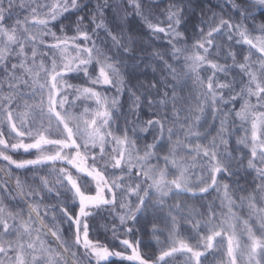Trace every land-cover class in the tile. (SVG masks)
I'll return each instance as SVG.
<instances>
[{"label": "snow or ice", "instance_id": "6c2138e0", "mask_svg": "<svg viewBox=\"0 0 264 264\" xmlns=\"http://www.w3.org/2000/svg\"><path fill=\"white\" fill-rule=\"evenodd\" d=\"M0 157L52 177L0 183V264H264V0H0ZM184 197L203 251L173 235L144 258Z\"/></svg>", "mask_w": 264, "mask_h": 264}, {"label": "trees", "instance_id": "16d2710c", "mask_svg": "<svg viewBox=\"0 0 264 264\" xmlns=\"http://www.w3.org/2000/svg\"><path fill=\"white\" fill-rule=\"evenodd\" d=\"M40 2H41V0H37V3H40ZM113 2L123 3V0H113ZM124 7L127 8V11L129 13L132 12V9L130 7H128L127 4H124ZM26 14L27 13H21V15H26ZM41 18H43V17H41ZM163 20H164V16L159 15V13H157L155 18H150V22L153 24H156L158 22H162ZM161 26H164V25L161 23ZM38 30H39L38 28H33V31H38ZM68 34L72 35L73 33H68ZM58 35H59V33H58ZM144 39H145V41H148L147 36H145ZM154 50H162V49L160 48L159 44H155L154 47L145 48L144 50L141 51L140 54L144 55V56H148ZM233 51H236V49H233ZM245 54H247V52H245ZM152 63L154 66H156L154 61ZM221 63H223V61H221ZM201 75L203 76L204 73L202 72ZM42 82L43 81H41V83ZM68 83L73 84V85H79L82 83V81H80V80H69ZM189 91H190V89H185V94H187ZM109 95H112V93H109ZM69 99L72 100V99H74V97L69 96ZM72 111L77 112L76 109H73ZM77 114H79V113L77 112ZM129 118L131 119V117H129ZM143 118L147 119L148 117L145 115ZM17 123H19V122H17ZM121 123H123V122L121 121ZM5 137L10 143L16 142L15 138L13 136H10L8 134L7 130H5ZM52 138H57V137H52ZM25 142H31V141L26 140ZM151 142H152V137H151V135H149L145 139L144 142L137 140V147H143V143H151ZM6 154L11 155L12 158L15 160L33 159L34 158V155H28V154L24 153L23 151L7 152ZM140 155H143V153L141 152ZM153 163H155V161H153ZM89 164H91L90 160H89ZM58 166L63 167L64 165H58ZM33 175L47 177L49 180L52 179V177L48 176V170L47 169L35 170V171L18 170L15 168V166L9 167L8 164L3 161L2 157H0V183L7 182V183H10L13 186H15L16 179L19 178V180L24 184L25 190L27 191V190H30L29 186H38L40 183V181L38 179H36V180L33 179ZM171 178L172 177H169V179H171ZM229 183H231V182L229 181ZM243 183H244V181L242 180L241 184H243ZM249 188H251V185H249ZM13 195H15V193H13ZM241 195H247V193H245V192H237L236 193V196H241ZM214 196H215V194H213V196L208 197L207 199L212 200ZM236 196H234L233 198H236ZM180 199L187 200L188 208L185 209L186 216L184 218L177 215L175 212L172 213V216H175L176 220L178 222L175 226H171L172 222L170 219L169 220H165L163 218L157 219L154 221L153 225L148 226V231L146 233L141 231L136 236V239L142 241V243L140 244V251H141L142 255L144 256V258L147 259V258L151 257L152 259H155V257H158L160 255L161 250H167V248L171 246V237L173 235L177 236L178 239H183L186 243H188L190 246H192L195 250L203 251V248L202 247L198 248L197 245L199 243H201L200 237L205 235L206 233L201 228L199 230V234H198L197 229L191 227L192 224L197 223V221H202L203 218L200 216H194V215L190 214V209H193V208L197 211H204V209L201 207V202L199 200L193 201L191 199L184 197V198H177V200H169L166 203L171 205V204L177 203ZM3 203H4V205L7 206V209L9 211L13 212L14 214L21 207V205L14 204L13 202H10L7 199L3 200ZM116 211H119V209H116ZM215 211L217 213H219L221 211V209L219 207H217L215 209ZM233 211L236 212L237 215L242 218V220L237 225V232L239 235V233L241 231H243L242 221L244 219H248L247 208H234ZM9 222L12 223V221H9ZM153 226L158 228V229H161V231L153 232L152 231ZM173 228H175L176 231H174ZM65 238L67 239V234L65 235ZM92 238L99 239L102 243H105V244L108 243V241L105 240L104 237L101 235H97L96 237H92ZM120 238L121 239H123V238L132 239V237H130V236L125 237L122 234H121ZM5 239L6 240H14L15 237L14 236H8V237H5ZM109 239H111V233L110 232H109ZM240 239L243 242L245 237L241 236ZM53 247H55V245H53ZM109 247L112 248V245H109ZM113 250L124 251L122 246H116L115 248H113ZM126 254H130V250H129V252H126ZM9 255H11V253H9ZM186 260H187L186 255L177 254L174 256V258H172L170 260L169 264H186ZM213 260L218 262L220 260V257L218 255L216 257L210 256L209 261H213ZM114 264H128V262L127 261L121 262L119 260H116V261H114Z\"/></svg>", "mask_w": 264, "mask_h": 264}]
</instances>
